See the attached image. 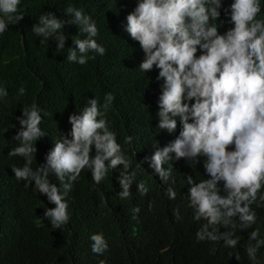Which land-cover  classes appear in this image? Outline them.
<instances>
[{"label":"clouds","instance_id":"obj_1","mask_svg":"<svg viewBox=\"0 0 264 264\" xmlns=\"http://www.w3.org/2000/svg\"><path fill=\"white\" fill-rule=\"evenodd\" d=\"M22 4L0 0V36L24 18ZM262 5L264 0H231L227 7L224 0H136L123 29L144 54L138 70L146 77L126 74L125 86L142 83L144 121L153 119L154 129L127 138L133 148L128 154L106 117L115 95L106 93L103 104L88 96L58 107L71 128L49 137L35 155L37 141L48 135L41 127L48 113L35 103L25 106L14 117V140L8 144L5 136L0 149L10 160L9 174L0 171V242L25 219L56 229L68 224L73 194L88 213L75 222L77 236L89 238L92 254L79 264H112L114 250L130 258L158 240L165 264H212L208 246L170 247L188 233L197 243L236 249L237 231L249 233L248 260L264 264V234L257 226L264 205ZM63 12L67 19L41 14L33 34L54 38L60 53L65 27L74 25L78 34L66 61L83 66L105 56L93 16L74 3ZM26 94L21 86L18 97ZM8 97L0 83V102ZM92 217L99 231L91 233L83 220L91 225Z\"/></svg>","mask_w":264,"mask_h":264},{"label":"trees","instance_id":"obj_2","mask_svg":"<svg viewBox=\"0 0 264 264\" xmlns=\"http://www.w3.org/2000/svg\"><path fill=\"white\" fill-rule=\"evenodd\" d=\"M70 3L84 7L93 16L100 28L98 42L107 48L105 56L97 55L95 60H89L83 66L66 61L67 48L72 46L71 37L78 34L74 25L65 27L68 39L64 52L60 53L56 51L57 41L54 38L44 41L32 32L33 26L39 24V16L45 12H53L57 18L67 19L63 11ZM230 3L231 0H224L225 7ZM135 6L136 0H23L21 11L24 18L19 24L10 25L9 31L0 36V83L9 91V97L0 102V149L6 144L5 136L9 137L8 144L14 140L18 122L16 119L13 128L14 117L22 116L25 106L35 103L48 113L41 125L48 135L37 141V155L49 137L54 138L71 128L65 121V113L58 107L75 104L88 96L99 97L103 104L105 94L111 92L115 95V101L106 110V117L110 127L117 133L119 142L128 154H132L131 142L126 144L125 140L132 135L141 136L143 131H150L155 127L153 119L144 121L142 83L125 86L126 74L136 72L134 80L140 81L146 77L138 70L144 54L138 42L133 41L123 29L126 16ZM220 19H225L223 9ZM228 27L225 23L220 31H226ZM111 70L112 77L109 73ZM21 86L26 88L27 94L18 97ZM151 146L152 144L148 148ZM39 161L38 159L33 164ZM9 164L10 160L0 155V171L9 174ZM69 203L71 219L59 229L45 222L36 225L28 219L9 228L12 236L0 242L4 246L0 253V264L9 260L10 264H79L92 256L89 238L78 237L79 229L75 225L78 218H83L88 213L80 211L82 202L76 200L73 194H70ZM263 206L260 208V215L258 213L257 225L261 229V235L264 234ZM83 223L89 225L91 233L99 231L93 217L91 225L88 220H83ZM199 226L195 222L192 229L195 235ZM221 231L226 229L221 228ZM247 234V231H237L240 243L236 249L224 248L222 243H197L196 237L193 238L188 233L178 237L176 245H172L170 249L184 246L185 251H188L189 248L200 249L208 246L209 250L204 251L213 258L212 264H252L246 253ZM158 242L161 243L160 240L151 242L146 251H138L130 258L124 257L120 250H114L112 264H165ZM236 256L241 259L237 260ZM260 257L259 251L258 259Z\"/></svg>","mask_w":264,"mask_h":264}]
</instances>
